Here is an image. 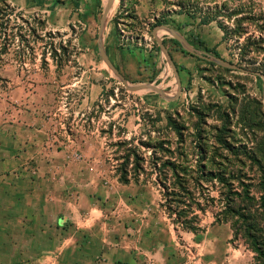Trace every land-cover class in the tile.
<instances>
[{
  "label": "rangeland",
  "instance_id": "1",
  "mask_svg": "<svg viewBox=\"0 0 264 264\" xmlns=\"http://www.w3.org/2000/svg\"><path fill=\"white\" fill-rule=\"evenodd\" d=\"M171 1L193 8L204 6L205 2ZM106 2L93 0L90 3L94 8L90 25L76 19L54 32L50 31V26L42 17L32 20L29 16L21 17L17 8L7 4V47L11 46L14 58L28 63L25 74L30 78L27 80L51 81L52 88L43 91L44 94L49 92L45 106L47 112L59 109L61 103L63 106L74 103L72 110L76 111L79 99L88 90H93L95 83L102 80L105 85L99 106L95 108L94 105L95 109L92 108L91 115L87 116L90 120L93 119L91 123L95 128L91 136L94 139L85 147L80 143L68 145L65 148V158L96 160L90 171L97 172L101 180L106 177L104 181L116 184L119 176L114 167L117 163L112 162V166L105 161L116 158L118 149L109 145L122 139L130 141L141 135L144 137L148 131L153 130L150 119L157 118L156 114L160 112L163 121L156 124V129L163 130L167 127L168 117L177 111L181 113L187 131L184 132L183 156L176 155V158H264V78L229 71L214 62L193 56L182 45L174 43L176 39L167 29L174 30L200 53L264 74V44L255 45V41L264 38V34L251 29L247 17L235 16L232 21L227 22L231 33L226 36L218 21L204 25L201 16H188L178 5L171 6L168 0H120L119 6L113 7L111 20L105 27L103 46L131 86L153 85L159 87L168 98H175L177 95L179 85L175 70L155 34L165 43L169 52L174 54L177 63L191 68L189 75L182 72L183 80L186 79L183 98L168 102L155 91L130 92L103 61L99 51V31ZM228 4L234 8L237 3L230 1ZM145 55L152 56L148 58L153 63L154 57L166 60L169 75L167 85L155 82L157 69L148 68L144 64L140 69L137 62ZM92 57L98 60V67L79 65V59ZM159 69L163 70L161 67ZM30 81L23 85L34 89ZM65 87L67 89H62ZM12 90L13 86L7 85V95ZM67 92L69 95H65ZM199 106L203 111L207 106L211 110L210 117L205 121H199L193 111V108ZM72 116L62 119V122L71 124L74 115ZM60 121L57 118V122H51L49 126H56ZM112 124L116 126H111ZM225 127L229 132L222 134ZM199 132L201 136L198 135ZM77 136V132L67 131L65 138L71 142ZM222 138L235 146L236 150L245 148L247 153L224 150L220 144ZM144 141L147 142L146 138ZM177 142L181 141L175 139V143ZM216 146L221 148L216 149ZM176 148L177 145H174L172 149L175 151ZM204 148L208 150L205 156L201 154V149ZM143 151L146 149L143 148ZM147 155L151 156V152ZM250 173L254 176L253 172ZM154 195L158 201V193L155 192ZM203 220L206 231L216 226L211 214ZM221 226L226 227L228 232L222 229L220 237L227 236L229 232L232 234L230 248L235 250L236 264H255L254 254L244 244L234 241L231 226ZM181 243L183 245L185 241L181 240ZM203 257L205 258V254Z\"/></svg>",
  "mask_w": 264,
  "mask_h": 264
},
{
  "label": "crops",
  "instance_id": "2",
  "mask_svg": "<svg viewBox=\"0 0 264 264\" xmlns=\"http://www.w3.org/2000/svg\"><path fill=\"white\" fill-rule=\"evenodd\" d=\"M92 2L0 0V264H236L232 234L220 237L226 227L216 225L202 235L177 232L156 189L111 184L90 171L96 160L65 158L68 145L85 147L94 139L87 116L99 106L105 85L95 83L76 111L74 103H61L47 112L49 92L43 91L51 81L27 80L28 63L7 47V4L21 17H42L54 32L76 19L90 25ZM171 56L184 91L182 72L189 75L191 68ZM148 57L137 62L140 69H157L155 82L167 85L166 60L154 57L153 63ZM79 65L96 68L98 60L81 58ZM28 81L34 89L23 85ZM7 85L13 86L8 95ZM72 115L71 124L62 122ZM57 118L60 124L49 126ZM67 131L78 136L70 142Z\"/></svg>",
  "mask_w": 264,
  "mask_h": 264
},
{
  "label": "trees",
  "instance_id": "3",
  "mask_svg": "<svg viewBox=\"0 0 264 264\" xmlns=\"http://www.w3.org/2000/svg\"><path fill=\"white\" fill-rule=\"evenodd\" d=\"M168 1L188 16H201L204 25L218 21L226 36L231 33L227 22L241 15L247 17L251 29L264 34V0H204V6L196 8ZM222 1L225 2L221 4ZM230 1L237 3L234 8L229 6ZM255 42L262 45L264 38ZM174 43L181 46L176 40ZM193 111L199 121L210 117L208 106L205 111L200 106ZM161 115L160 112L157 118L150 119L153 130L145 134L147 142L141 135L109 145L118 149L116 158L107 161L110 165L117 163L114 168L118 183L156 189L161 208L177 232L204 233L203 218L211 214L214 225L231 226L234 241L244 244L254 254L255 264H264V158H176L185 151L187 128L177 111L168 117L165 129L157 130L156 124L163 121ZM224 132H229L227 127L222 129ZM198 135L201 136L200 132ZM175 139L181 142L175 143ZM220 144L228 152L247 153L245 148L236 150L224 138ZM174 145H177L175 151ZM149 151L151 156L147 155ZM207 152L201 149L202 155Z\"/></svg>",
  "mask_w": 264,
  "mask_h": 264
},
{
  "label": "water",
  "instance_id": "4",
  "mask_svg": "<svg viewBox=\"0 0 264 264\" xmlns=\"http://www.w3.org/2000/svg\"><path fill=\"white\" fill-rule=\"evenodd\" d=\"M115 2H116V0H108L107 1L105 11H104V15H103V20H102L100 31H99V47H100L99 51H100V55H101L103 61L107 64L109 69L117 76V78H119V80H121V82L126 86V88L130 92L137 93V92H140L143 90H151V91L157 92L164 100H166L168 102H174V101L179 100L181 98L182 93H183V84L181 82L179 71H178V68H177V66H176V64H175V62L171 56V53L169 52L165 43L160 38L157 37V34H155L156 40L159 43V45L161 46V48L163 49V51L167 54L168 60L171 64V66L173 67V69L175 70L177 77H178L179 90H178V94L175 98H168L159 87H156L153 85L131 86L129 81L127 80V78L119 71V69L115 66L114 62L111 60L108 52L106 51V49L103 46V35H104V31H105V27L107 25L109 15H110L113 7L115 6ZM167 29L173 34L176 41L179 42L193 56H198V57H201L202 59H205L207 61L214 62V63L218 64L220 67L227 69V70H231V71H235V72H241V73H245V74H251V75H255V76L264 78V74H262L260 72H252V71L244 69L243 67L237 66L231 62H228L226 60L218 58L216 56L208 55L205 53L204 54L200 53L196 48L191 46V44L187 40H185L180 35H178L174 30H172L171 28H167Z\"/></svg>",
  "mask_w": 264,
  "mask_h": 264
},
{
  "label": "bare ground",
  "instance_id": "5",
  "mask_svg": "<svg viewBox=\"0 0 264 264\" xmlns=\"http://www.w3.org/2000/svg\"><path fill=\"white\" fill-rule=\"evenodd\" d=\"M106 3H107V2H106ZM120 3H121L120 0H118V1H117V4H115V5H117V7H118ZM111 13H112V12H111ZM111 13H110V15H109V18H108L107 23L111 20Z\"/></svg>",
  "mask_w": 264,
  "mask_h": 264
},
{
  "label": "built area",
  "instance_id": "6",
  "mask_svg": "<svg viewBox=\"0 0 264 264\" xmlns=\"http://www.w3.org/2000/svg\"><path fill=\"white\" fill-rule=\"evenodd\" d=\"M122 33H123V34H125V31H124V30H122Z\"/></svg>",
  "mask_w": 264,
  "mask_h": 264
}]
</instances>
